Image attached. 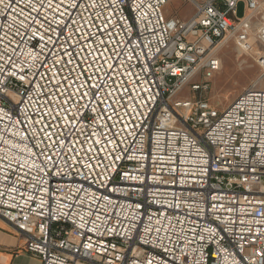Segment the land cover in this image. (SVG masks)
Wrapping results in <instances>:
<instances>
[{
  "label": "built area",
  "instance_id": "1",
  "mask_svg": "<svg viewBox=\"0 0 264 264\" xmlns=\"http://www.w3.org/2000/svg\"><path fill=\"white\" fill-rule=\"evenodd\" d=\"M170 1L0 0V217L42 264H264V88L181 96L264 1Z\"/></svg>",
  "mask_w": 264,
  "mask_h": 264
},
{
  "label": "rangeland",
  "instance_id": "2",
  "mask_svg": "<svg viewBox=\"0 0 264 264\" xmlns=\"http://www.w3.org/2000/svg\"><path fill=\"white\" fill-rule=\"evenodd\" d=\"M191 9L192 5L186 0H172V10L177 14L188 13ZM245 13L244 3H240L237 15L241 17ZM257 29L258 23L253 25L251 31V38L257 47L243 53L239 52L235 35L228 33L216 51L221 59V68L210 80L209 87L200 92L187 87L181 92V96L200 97L215 108L224 110L246 89L264 88L263 71L258 63V56L264 47L256 40Z\"/></svg>",
  "mask_w": 264,
  "mask_h": 264
},
{
  "label": "crops",
  "instance_id": "3",
  "mask_svg": "<svg viewBox=\"0 0 264 264\" xmlns=\"http://www.w3.org/2000/svg\"><path fill=\"white\" fill-rule=\"evenodd\" d=\"M193 7L190 12L177 14L172 10V0L166 5L165 13L168 17L189 19L196 10V5L186 0ZM240 5V4H239ZM238 5V7H239ZM26 238L14 226L0 217V257L6 264H42L40 258L25 251Z\"/></svg>",
  "mask_w": 264,
  "mask_h": 264
},
{
  "label": "bare ground",
  "instance_id": "4",
  "mask_svg": "<svg viewBox=\"0 0 264 264\" xmlns=\"http://www.w3.org/2000/svg\"><path fill=\"white\" fill-rule=\"evenodd\" d=\"M255 47H257V44L254 42L253 47H252V50H253ZM238 50H239V49H238ZM257 50H258V49H257ZM239 52L243 53V51H240V50H239ZM244 52H245V51H244ZM220 68H221V66H220Z\"/></svg>",
  "mask_w": 264,
  "mask_h": 264
}]
</instances>
